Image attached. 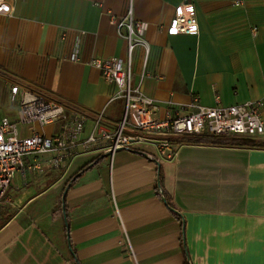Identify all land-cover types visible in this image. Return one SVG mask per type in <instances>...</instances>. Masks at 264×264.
<instances>
[{
  "label": "crops",
  "instance_id": "obj_1",
  "mask_svg": "<svg viewBox=\"0 0 264 264\" xmlns=\"http://www.w3.org/2000/svg\"><path fill=\"white\" fill-rule=\"evenodd\" d=\"M10 2L13 12L0 16V79L11 100L19 77L104 111L115 125L125 102L111 101L116 85L90 61L127 60L128 40L112 18L130 5L150 45L149 54L134 49V78L159 103L161 118L186 114L195 97L209 107L264 98V0ZM182 2L194 3L198 33H168ZM78 36L81 60L73 61ZM17 115L16 104L5 116ZM67 119L30 126L53 134ZM147 153L155 147L136 144L113 158L88 151L46 173L32 169L29 156L10 187L13 212L0 224V264H75V255L80 264H264V146L184 141L169 159ZM75 174L65 217L63 194Z\"/></svg>",
  "mask_w": 264,
  "mask_h": 264
},
{
  "label": "built area",
  "instance_id": "obj_2",
  "mask_svg": "<svg viewBox=\"0 0 264 264\" xmlns=\"http://www.w3.org/2000/svg\"><path fill=\"white\" fill-rule=\"evenodd\" d=\"M242 2L235 0L236 5ZM13 10L10 0H0V16L9 15ZM112 22L128 40L127 60L96 56L90 64L100 69L107 82L116 85L111 101L124 100L122 118L110 126L104 111L90 110L17 77L10 84L12 101L18 105L17 118L4 116L0 121V205L11 202L10 187L25 168L29 156L34 161L31 168L37 173H46L67 166L80 153L107 151L113 158L119 149L136 144L155 147L156 153H147L150 159H169L175 154L172 139L188 134L264 137V98L232 105H223L218 100L216 106L209 107L195 97L186 114L161 118L159 103L143 93L141 84L134 78L135 47L143 45L147 54L150 51L144 37L145 23L134 18L132 5L124 17H113ZM199 30L194 3H179L167 25L168 33L190 34ZM80 42L78 36L71 56L73 61L81 60ZM66 116L68 119L57 133L47 134L30 126L35 122L43 126L54 124Z\"/></svg>",
  "mask_w": 264,
  "mask_h": 264
},
{
  "label": "trees",
  "instance_id": "obj_3",
  "mask_svg": "<svg viewBox=\"0 0 264 264\" xmlns=\"http://www.w3.org/2000/svg\"><path fill=\"white\" fill-rule=\"evenodd\" d=\"M178 137L173 138L174 143H179V142H190V143H198V144H211V145H225V146H264V142L258 141L253 137H240V136H221V135H209V134H200V135H192V136H187L183 139L177 140ZM101 158L99 157L96 161H93L92 163H89L85 165L78 173L85 172L92 166L93 164H97L96 162H99ZM95 162V163H94ZM77 173V174H78ZM75 174L67 183V187L74 184L78 176ZM77 175L76 178H74ZM62 208V207H61ZM182 220H184L183 217L179 216ZM74 263L75 264H80L77 256L75 255L74 257ZM186 264H190L188 261Z\"/></svg>",
  "mask_w": 264,
  "mask_h": 264
},
{
  "label": "rangeland",
  "instance_id": "obj_4",
  "mask_svg": "<svg viewBox=\"0 0 264 264\" xmlns=\"http://www.w3.org/2000/svg\"><path fill=\"white\" fill-rule=\"evenodd\" d=\"M3 85L4 82L2 81V79H0V117L13 114V111H15V107H16V104L10 98L6 97ZM10 190L8 193L9 196H10ZM12 212H13L12 204L3 202L0 205V224L5 220V218H7L9 214H12Z\"/></svg>",
  "mask_w": 264,
  "mask_h": 264
},
{
  "label": "water",
  "instance_id": "obj_5",
  "mask_svg": "<svg viewBox=\"0 0 264 264\" xmlns=\"http://www.w3.org/2000/svg\"><path fill=\"white\" fill-rule=\"evenodd\" d=\"M79 174V173H78ZM77 177V175L75 176V178ZM68 189H69V186L65 189V191H64V194H63V209H64V215H65V217H67V213H66V205H65V199H66V195H67V191H68ZM169 205V204H168ZM67 227H69L68 226V222H67ZM69 228H68V237H69Z\"/></svg>",
  "mask_w": 264,
  "mask_h": 264
}]
</instances>
